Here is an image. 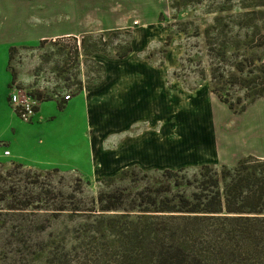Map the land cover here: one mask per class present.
I'll list each match as a JSON object with an SVG mask.
<instances>
[{
	"label": "rangeland",
	"instance_id": "1",
	"mask_svg": "<svg viewBox=\"0 0 264 264\" xmlns=\"http://www.w3.org/2000/svg\"><path fill=\"white\" fill-rule=\"evenodd\" d=\"M249 1L0 0V45L20 42L7 65L10 72L15 70L16 80L9 82L3 98L0 90V264H62L64 243L69 248L79 245L82 225L99 220L100 192L133 196L145 186L172 185L162 175L164 169L183 167L192 177L204 163L232 166L254 149L264 150V97L235 113L211 92L217 59L209 53L205 34L215 15L245 11L242 6ZM254 9L264 11V6ZM258 17L264 33V15ZM223 23L211 31V49L226 48L220 70L229 75L235 61L243 56L257 59L261 52L248 44V25L253 23L243 21L245 28L230 18ZM41 31L48 33L37 38ZM3 65L0 55L1 84L6 79ZM121 70L159 75L161 86L147 93L152 101L141 109L110 108L108 91L92 86L107 72ZM14 86L36 101L31 116H20L11 102ZM227 90L232 99L244 94L238 85ZM63 99L65 108L70 105L58 108L59 117L77 143L71 151L78 150L75 154L85 159L89 148L94 156L89 166L30 167L3 154L17 147L26 156L29 140L48 137L55 127L41 124L32 130L29 123L37 121L39 107L44 105V114H50L54 102L58 106ZM86 120L98 124L96 141H86ZM115 124L121 141L113 147L109 140ZM155 137L162 142L161 161L154 163L149 148L139 157L145 167L123 157L112 168L111 157L128 151L134 140L151 144ZM125 168L130 171L118 176ZM62 205L81 210L55 209ZM102 246L107 241L95 239L70 252L78 257L85 251L97 253ZM110 263L108 253L103 264Z\"/></svg>",
	"mask_w": 264,
	"mask_h": 264
},
{
	"label": "trees",
	"instance_id": "2",
	"mask_svg": "<svg viewBox=\"0 0 264 264\" xmlns=\"http://www.w3.org/2000/svg\"><path fill=\"white\" fill-rule=\"evenodd\" d=\"M251 1L235 15H215L205 29L209 53L217 59L211 69V92L235 113L264 97V33L258 17L264 11L254 9L264 6V1ZM225 18L237 20L242 28L243 21L253 23L248 25L252 29L248 44L261 52L257 59L243 56L235 61L229 75L220 70L221 61L227 60L226 48L211 49V31L218 30ZM14 48H9V60ZM130 51L129 47L126 54ZM10 73L14 82L16 72ZM236 85L244 94L232 99L227 89ZM65 102L58 108H64ZM128 171L122 169L118 176ZM162 175L173 180L175 190L163 184L145 186L133 196L116 190L100 192L99 220L82 225L79 245L69 248L68 241L64 243L62 264H103L108 253L110 264H264V158L248 154L232 166L204 163L192 177L183 167L164 169ZM55 209L81 210L63 205ZM95 239L107 241L108 246L73 257L71 249Z\"/></svg>",
	"mask_w": 264,
	"mask_h": 264
},
{
	"label": "crops",
	"instance_id": "3",
	"mask_svg": "<svg viewBox=\"0 0 264 264\" xmlns=\"http://www.w3.org/2000/svg\"><path fill=\"white\" fill-rule=\"evenodd\" d=\"M46 33L45 31H41L37 38H43ZM27 41V40H26ZM25 42V41H23ZM20 42L16 43H8L6 45H0V55L3 57L4 61V69L6 72V79L3 84L0 83V90L2 92V98L6 93V88L11 81V73L7 69V65L9 62V48L11 46L17 45ZM161 77L157 75L155 72L147 73L142 71H134V70H121V71H110L106 73L104 80L97 85H93L92 88L104 87L107 90L108 104L111 106L110 108H120V109H141L146 106V103L149 101L150 97L147 96L148 92L154 91L157 92L158 88L161 86ZM85 91L86 88H84ZM84 91V92H85ZM82 91V93H84ZM153 97V96H152ZM155 99V98H153ZM149 100V101H148ZM83 102V101H81ZM46 102H44L45 104ZM55 110H53L50 114H44L43 106L38 108L36 112L37 121L34 123H29L32 127V130L38 128L41 124L48 125L49 127H55L54 131L48 136L43 138V140L37 141L36 139L33 142H27L26 146L28 148V153L24 156L23 152L19 148H15L16 152L11 150L10 155H13V158L16 162L22 163L26 166L30 167H39V168H66L73 167V169H82L81 165L86 164L89 166L91 160H93L94 156L89 155L88 153L85 155V159L82 155L77 156L75 153L78 150L71 151L76 146V141L74 136L70 134L67 130V127L62 126V122L59 117V113L62 110L58 109V106L54 102ZM70 105V103H69ZM68 105V106H69ZM66 106V108L68 107ZM65 108V107H64ZM65 108V109H66ZM83 129V128H82ZM84 134L86 136V141L89 138L94 141L98 139V124L93 121H87L84 128ZM118 125H114L112 127V137L109 142H112L113 147L115 144H120L121 139L119 138ZM146 139H136L133 144H129V150L123 153L122 155H118L117 157L114 155L113 158L115 161L111 162L112 168L119 167L120 163L123 160V157H129L133 159V164H136L141 167H145L144 160H140L139 157L143 155L146 150L150 148L152 151L151 156L154 157V163L161 161L163 146L160 139L156 137L152 140V143H147ZM253 155L264 158V150L254 149ZM92 148L90 149V153L92 152ZM127 152H129L127 154ZM89 158V159H88ZM87 160V162H85ZM85 162V163H84ZM110 165V164H109Z\"/></svg>",
	"mask_w": 264,
	"mask_h": 264
},
{
	"label": "built area",
	"instance_id": "4",
	"mask_svg": "<svg viewBox=\"0 0 264 264\" xmlns=\"http://www.w3.org/2000/svg\"><path fill=\"white\" fill-rule=\"evenodd\" d=\"M13 92L11 93V102L16 105L15 107L18 108V111L20 113V116L23 118H26V116H31L34 112V106L33 104H36L35 100L29 101V97H27V94L21 93V89L17 88L16 86L13 87ZM3 154L5 156L10 155V150L5 149L3 150Z\"/></svg>",
	"mask_w": 264,
	"mask_h": 264
}]
</instances>
